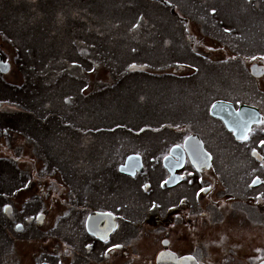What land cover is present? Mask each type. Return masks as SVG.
Listing matches in <instances>:
<instances>
[{
    "label": "rangeland",
    "instance_id": "rangeland-1",
    "mask_svg": "<svg viewBox=\"0 0 264 264\" xmlns=\"http://www.w3.org/2000/svg\"><path fill=\"white\" fill-rule=\"evenodd\" d=\"M247 1L0 0V53L12 66L0 71V195L30 177L35 191L51 192L46 202L65 203L70 182L99 189L115 178V149L164 153L194 129L224 158L218 169L246 181L248 150L231 143L206 109L229 94L264 111V68L250 71L252 63L264 67V49H255L264 39L235 40L248 25L252 35L264 31L256 11L264 0ZM31 193L16 194L14 206ZM25 235L0 214V264H32L49 242ZM7 248L14 258H4Z\"/></svg>",
    "mask_w": 264,
    "mask_h": 264
},
{
    "label": "flooded vegetation",
    "instance_id": "flooded-vegetation-1",
    "mask_svg": "<svg viewBox=\"0 0 264 264\" xmlns=\"http://www.w3.org/2000/svg\"><path fill=\"white\" fill-rule=\"evenodd\" d=\"M228 96L214 97L207 105L206 117L219 123L231 143L248 150L250 177L246 181L238 171L231 176L218 169L225 160L209 145L210 136L208 139L197 129L196 121L189 127L197 130L171 142L164 153L121 151L118 164L111 166L115 178H108L106 187H84L82 183L78 188L70 182L65 203L46 202L49 189L35 191L29 177L21 187L5 188L8 194L0 195V214L16 234H26L31 242L35 236L49 240L44 250L32 254V264H264V124L253 125L247 140L239 139L220 118L210 114V108L218 100L231 102L237 109L251 104L260 109L262 120L264 111L257 103ZM193 133L200 135L209 155H174L171 160L180 166L170 173L164 164L170 148L184 147V140ZM130 154L141 159L134 174L119 170ZM172 174L173 184L167 185ZM30 189L32 193L21 208L14 206L15 195ZM2 190L0 186V194ZM56 210L60 212L50 221V212ZM44 226L47 229H42ZM105 236L107 241L102 239ZM116 244L123 247L108 252ZM17 246L13 242L11 248ZM8 251L4 258H14L10 248ZM1 264L8 263L3 259Z\"/></svg>",
    "mask_w": 264,
    "mask_h": 264
},
{
    "label": "water",
    "instance_id": "water-1",
    "mask_svg": "<svg viewBox=\"0 0 264 264\" xmlns=\"http://www.w3.org/2000/svg\"><path fill=\"white\" fill-rule=\"evenodd\" d=\"M10 68L9 63L4 62L2 54L0 53V71L1 72H7ZM261 68H264L263 66H258L257 63H255L252 66V73L256 76L258 75V71L261 70ZM211 114L217 117H220L226 126L233 130L237 137L241 138L243 129L238 128V123L242 121H248V126L251 128L253 123H259L261 121V113L258 108L250 105H241L238 109L234 107V105L230 102L226 101H216L212 107H211ZM197 137V138H196ZM186 149L192 152H195L197 149H202V143L198 136H191L190 138H187L185 141ZM171 154H181L183 153L182 148L180 147H173L171 149ZM131 158V160H130ZM138 160L140 163V157L136 154L130 155L126 161V164L124 167H122V170L127 173H134V161ZM165 164L168 166L169 170L173 171V168L171 166V163L167 160H165ZM131 165V166H130ZM173 176V175H172Z\"/></svg>",
    "mask_w": 264,
    "mask_h": 264
},
{
    "label": "trees",
    "instance_id": "trees-1",
    "mask_svg": "<svg viewBox=\"0 0 264 264\" xmlns=\"http://www.w3.org/2000/svg\"><path fill=\"white\" fill-rule=\"evenodd\" d=\"M169 1H171V2H174V1H176V0H169ZM180 1H196V0H180ZM248 3V5H250V6H253V4H254V0H249V1H247ZM260 7L262 8V10H256L258 13L259 12H261L262 14H264V4H261L260 5ZM219 14V13H218ZM191 15V14H190ZM192 16V15H191ZM190 18V17H189ZM207 19H209V17L207 18ZM261 22H262V19H261ZM216 29H218L220 32H222V33H224V30L222 29V28H220L219 27V23H218V18H217V28ZM231 33H234V32H231ZM255 36H259L258 38H256L255 40H254V42L256 41V42H258V43H260V41L261 40H263L264 39V31L263 32H258V33H253V35H252V33L250 32V27H249V25L248 26H246V28H242L241 29V33H237L236 35H235V40L236 39H239L240 41L242 40V42L243 43H245V45L246 44H248V45H250L248 42H250V41H253L252 39L253 38H255ZM171 43V44H170ZM165 48L166 49H169V48H171L172 46H173V44H174V42L172 41V42H170ZM146 44V43H145ZM242 44V43H241ZM257 45H259V44H257ZM262 46L261 45H259V47H256L255 49L256 50H258V49H264L263 47L261 48ZM133 54H138V53H133ZM78 63V64H77ZM78 66H80L81 68H82V64H81V62H76L75 61V67L74 68H76V67H78ZM166 108V107H165ZM165 108H163V109H165ZM150 109H156V110H154V111H157V109L158 108H153V107H150ZM165 117H168L167 115L165 116ZM192 121H194V120H191V122ZM173 123V122H172ZM147 125V127H149V129L150 128H152V127H150L151 126V122H150V124H146ZM147 127H143V126H140V128H139V130L138 131H145V129L147 128ZM148 129V130H149ZM117 147V145H114L113 147H112V149L113 148H116ZM116 151H117V153L119 154L121 151H119L118 152V149H115V153H116ZM118 154H115V156H117ZM113 161V160H112ZM114 165L116 166V164H118L117 162H116V159L114 158ZM102 164V163H101ZM100 164V165H101ZM111 164H112V162H111ZM114 165H112V166H114Z\"/></svg>",
    "mask_w": 264,
    "mask_h": 264
},
{
    "label": "snow or ice",
    "instance_id": "snow-or-ice-1",
    "mask_svg": "<svg viewBox=\"0 0 264 264\" xmlns=\"http://www.w3.org/2000/svg\"><path fill=\"white\" fill-rule=\"evenodd\" d=\"M213 11H215V10H213ZM225 31H228V29H225ZM251 59L256 60L258 58L255 57V56H253V57H251ZM259 59L264 60V56L259 57ZM130 67H134V65H131ZM259 123L264 124V120L259 121ZM248 124H249L248 121H242V122L238 123V125H237L238 128L243 129L241 138L244 139V140H247L248 139V134L247 133L248 132H251V128L248 126ZM261 144L264 145V141H261ZM177 147H181V145H177ZM197 155L198 154L196 152L193 153L194 158L197 157ZM130 160H131V158H130ZM253 183H256V181L254 180ZM203 191H206V190L205 189H201V192H203ZM5 207H6V209H8V208H10V205H6ZM16 227L17 228H20L22 226L21 225H16ZM102 239H104L105 241H107V237L106 236L105 237H102ZM165 243H168V241H165ZM88 247H91V246L89 245ZM122 247H123V245H121V244L113 245L112 248L108 249V252H111L114 249L122 248ZM107 254L108 253L106 252L105 255H107ZM184 259H195V258L194 257H185Z\"/></svg>",
    "mask_w": 264,
    "mask_h": 264
},
{
    "label": "bare ground",
    "instance_id": "bare-ground-1",
    "mask_svg": "<svg viewBox=\"0 0 264 264\" xmlns=\"http://www.w3.org/2000/svg\"><path fill=\"white\" fill-rule=\"evenodd\" d=\"M4 62H7V63H9V65H10V62H8V61H6V60H4ZM12 67V66H11ZM10 67V68H11ZM9 71H7V72H2V73H8Z\"/></svg>",
    "mask_w": 264,
    "mask_h": 264
}]
</instances>
